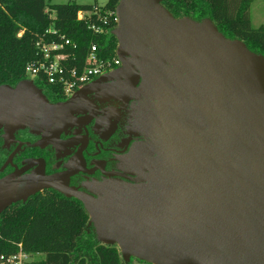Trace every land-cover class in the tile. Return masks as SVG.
<instances>
[{
  "label": "water",
  "instance_id": "water-1",
  "mask_svg": "<svg viewBox=\"0 0 264 264\" xmlns=\"http://www.w3.org/2000/svg\"><path fill=\"white\" fill-rule=\"evenodd\" d=\"M164 1L120 0L114 33L119 77L134 72V87L143 76L145 128L169 136L172 154L145 174L147 185L111 189V199L67 194L83 201L99 240L118 245L123 257L264 264V55L227 38L212 20L175 17ZM90 85L54 104L30 79L1 84L0 127L41 130L61 118L56 133ZM41 180L0 179V214L39 191Z\"/></svg>",
  "mask_w": 264,
  "mask_h": 264
},
{
  "label": "trees",
  "instance_id": "trees-1",
  "mask_svg": "<svg viewBox=\"0 0 264 264\" xmlns=\"http://www.w3.org/2000/svg\"><path fill=\"white\" fill-rule=\"evenodd\" d=\"M119 1L108 0L104 8L115 11ZM252 1L165 0L163 4L177 18L212 20L227 38L240 39L251 51L264 55V23L253 25ZM92 7L75 0L52 5L47 0H0V85L15 86L27 78L25 66L37 56V37L52 25L77 44L75 58L84 59L92 42L103 57L114 58L117 22L96 33L78 19L80 10ZM37 85L48 96L67 98L53 86ZM20 243L25 251L42 255L33 264H124L117 245L99 240L83 205L57 192L36 193L0 214V264L1 256L16 253Z\"/></svg>",
  "mask_w": 264,
  "mask_h": 264
},
{
  "label": "flooded vegetation",
  "instance_id": "flooded-vegetation-1",
  "mask_svg": "<svg viewBox=\"0 0 264 264\" xmlns=\"http://www.w3.org/2000/svg\"><path fill=\"white\" fill-rule=\"evenodd\" d=\"M118 25L119 19L116 28ZM121 66L122 62L112 77L99 80L106 75L103 74L91 82L63 115L65 121L56 133L53 128L61 118L41 130L26 126L8 131L5 125L0 127V179L37 175L42 180L34 194L57 192L81 203L90 218L92 214L83 201L68 195L67 190L95 199H111L115 194L111 189L124 191L147 185L150 179L144 178L145 174L152 175L172 154L171 148L167 149L169 136L146 130L149 109L139 91L144 78L140 75L132 87L135 79L130 74L134 72L119 77ZM41 89L51 103L69 99L53 98ZM48 177L53 179L52 185L44 182Z\"/></svg>",
  "mask_w": 264,
  "mask_h": 264
},
{
  "label": "built area",
  "instance_id": "built-area-1",
  "mask_svg": "<svg viewBox=\"0 0 264 264\" xmlns=\"http://www.w3.org/2000/svg\"><path fill=\"white\" fill-rule=\"evenodd\" d=\"M78 19L88 22L96 33H103L113 22L118 24L116 10L104 8L98 4L90 10H80ZM37 56L25 66L27 79L35 84L53 86L67 98L91 83L97 77L113 71L121 64V59L103 57L96 42H92L84 59L75 58L73 50L77 44L55 26H50L37 37ZM37 254L25 251L22 244L16 253L2 255V264H33Z\"/></svg>",
  "mask_w": 264,
  "mask_h": 264
},
{
  "label": "rangeland",
  "instance_id": "rangeland-1",
  "mask_svg": "<svg viewBox=\"0 0 264 264\" xmlns=\"http://www.w3.org/2000/svg\"><path fill=\"white\" fill-rule=\"evenodd\" d=\"M79 4H91L95 5L98 4L100 6H104L108 0H75ZM49 5L56 4V3H66L68 0H47ZM251 18L252 23L255 26H259L262 23H264V0H253L251 4ZM120 249V247H119ZM121 255L122 251L120 249ZM37 258H41L42 255L36 256ZM124 258V264H154L146 260H141L137 257L131 256V257H123Z\"/></svg>",
  "mask_w": 264,
  "mask_h": 264
}]
</instances>
